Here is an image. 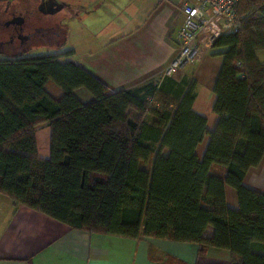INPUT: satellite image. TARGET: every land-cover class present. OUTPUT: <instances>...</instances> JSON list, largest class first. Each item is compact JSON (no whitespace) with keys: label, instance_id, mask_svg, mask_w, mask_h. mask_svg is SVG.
I'll list each match as a JSON object with an SVG mask.
<instances>
[{"label":"trees","instance_id":"1","mask_svg":"<svg viewBox=\"0 0 264 264\" xmlns=\"http://www.w3.org/2000/svg\"><path fill=\"white\" fill-rule=\"evenodd\" d=\"M238 14L240 32L209 49L221 58L212 132L192 110L191 77L160 74L111 92L68 61L73 51L0 60V195L73 230L185 243L198 256L225 250L231 264H264V192L243 185L264 158V62L257 58L264 0H240ZM43 125L47 158L36 139Z\"/></svg>","mask_w":264,"mask_h":264},{"label":"crops","instance_id":"2","mask_svg":"<svg viewBox=\"0 0 264 264\" xmlns=\"http://www.w3.org/2000/svg\"><path fill=\"white\" fill-rule=\"evenodd\" d=\"M195 1L142 0L146 9L140 13L136 29L102 45H88L81 61L74 59L73 51L68 61L82 67L111 92L155 78L177 54L175 37L182 23L181 6ZM220 67L221 58L211 56L208 50L180 72V80L191 77L195 81L192 110L206 119L210 132L217 124L212 105ZM47 134L49 137V130ZM207 142L205 138L197 147L199 158ZM243 185L264 192V158L247 171ZM225 192L228 206L236 209L235 192L231 188ZM210 235L208 229L205 236ZM0 264H230V260L225 250L208 249L204 256H198L197 247L185 243L154 238L135 241L73 230L23 206L13 207L10 199L0 195Z\"/></svg>","mask_w":264,"mask_h":264},{"label":"rangeland","instance_id":"3","mask_svg":"<svg viewBox=\"0 0 264 264\" xmlns=\"http://www.w3.org/2000/svg\"><path fill=\"white\" fill-rule=\"evenodd\" d=\"M145 9L142 0H0V60L75 51L74 59L81 61L88 45H102L103 41L136 29ZM19 18L23 24L5 26ZM26 37L20 43L19 38ZM257 56L263 60L264 53ZM175 77L180 80V73ZM47 129L45 125L36 129L41 158L48 157ZM140 167L148 169L150 162Z\"/></svg>","mask_w":264,"mask_h":264},{"label":"built area","instance_id":"4","mask_svg":"<svg viewBox=\"0 0 264 264\" xmlns=\"http://www.w3.org/2000/svg\"><path fill=\"white\" fill-rule=\"evenodd\" d=\"M240 0H196L180 8L182 23L176 32L178 51L161 75L175 79V75L210 49L225 33H239Z\"/></svg>","mask_w":264,"mask_h":264},{"label":"water","instance_id":"5","mask_svg":"<svg viewBox=\"0 0 264 264\" xmlns=\"http://www.w3.org/2000/svg\"><path fill=\"white\" fill-rule=\"evenodd\" d=\"M8 24H16V25H20L21 24V19H13L10 22L6 23L5 26H8ZM26 38H20V40H25Z\"/></svg>","mask_w":264,"mask_h":264},{"label":"flooded vegetation","instance_id":"6","mask_svg":"<svg viewBox=\"0 0 264 264\" xmlns=\"http://www.w3.org/2000/svg\"><path fill=\"white\" fill-rule=\"evenodd\" d=\"M9 22H10V21H9ZM21 24H23V19H21ZM10 25H12V24H8V26H6V27H9ZM16 26H17V25H16ZM19 39H20V38H19ZM26 39H27V37H26ZM26 39H25V40H26ZM25 40H22V41L20 40V43H22V42L25 41Z\"/></svg>","mask_w":264,"mask_h":264}]
</instances>
